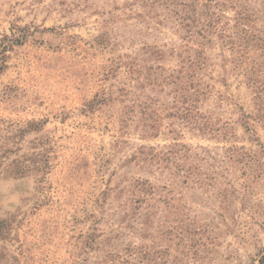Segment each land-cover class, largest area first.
Wrapping results in <instances>:
<instances>
[{"label": "rangeland", "instance_id": "rangeland-1", "mask_svg": "<svg viewBox=\"0 0 264 264\" xmlns=\"http://www.w3.org/2000/svg\"><path fill=\"white\" fill-rule=\"evenodd\" d=\"M0 264H264V0H0Z\"/></svg>", "mask_w": 264, "mask_h": 264}, {"label": "trees", "instance_id": "trees-1", "mask_svg": "<svg viewBox=\"0 0 264 264\" xmlns=\"http://www.w3.org/2000/svg\"><path fill=\"white\" fill-rule=\"evenodd\" d=\"M0 66H2V61H1V63H0Z\"/></svg>", "mask_w": 264, "mask_h": 264}]
</instances>
